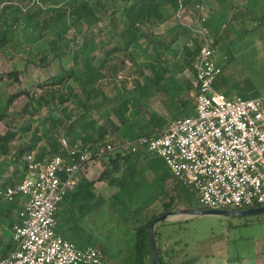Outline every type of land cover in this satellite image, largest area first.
I'll return each instance as SVG.
<instances>
[{
	"label": "trees",
	"instance_id": "16d2710c",
	"mask_svg": "<svg viewBox=\"0 0 264 264\" xmlns=\"http://www.w3.org/2000/svg\"><path fill=\"white\" fill-rule=\"evenodd\" d=\"M192 1L185 0L187 4ZM213 1L216 6L210 9L209 19L202 26L215 38L216 44L225 27L235 31L234 23H241L244 27L245 22H254L253 29L264 24V0ZM195 2L202 4L201 0ZM177 9V0H109L107 3L102 0L94 3L89 0H0V51H24L30 56V64L43 69L55 60H71L70 67L62 65L59 75L40 85V94L31 95L23 90L10 95L5 102L0 101L2 122L17 99L29 96L30 102L22 112L32 120L23 131L34 129L29 145L24 143L14 148H11V143L17 133L11 130L0 133V190L16 185L25 177L29 155L35 154L36 159L41 161L46 156L67 155V149L79 144L82 147L104 144L115 134L114 143L136 142L142 138L151 139L165 129L169 120L148 107L151 89L139 79L134 82L132 96L115 111L117 122L108 113L102 116L104 123L100 124L93 110V102L105 97L98 84L105 78L104 70L110 62L109 58L120 51L139 47L142 38L146 37L152 48L149 63L144 69L152 72L150 81L156 83L169 100L167 110L172 119L195 115V103L191 104L189 99L195 89L193 83L180 79L177 72L164 64L165 54L177 43L180 34L161 37L153 34L152 29L173 19ZM103 10L111 12L109 18L113 24L114 17L121 10L128 25L119 33L122 46L112 49L100 65H96L95 53L101 51L104 43L97 44L92 29L98 26L99 19L96 17ZM142 27L146 29L145 34L141 31ZM249 31L244 27L241 33L236 34L241 36ZM200 48L198 40L193 50L185 48L192 59L189 67L194 74V62ZM141 75H145L144 70ZM19 76L18 72H12L8 79L19 82ZM4 79L0 76V84L4 83ZM71 81L79 88L73 89L69 84ZM51 106L55 108L46 117L33 120L44 108L51 109ZM59 113L61 117L57 118L55 115ZM35 122L38 125L33 128L32 123ZM62 140L67 142V148ZM97 163L103 169L100 176L89 179L82 175L77 189L69 192L59 204L57 234L79 248L91 246L101 250L112 264H153L149 228L158 217L176 209L172 190L180 188L181 193H186L189 189L174 180L164 160L150 152L147 146L140 147L135 153L107 154ZM173 181L176 184L171 189ZM98 182L108 183L118 190L107 198L97 188ZM164 196L170 197V201L162 204L161 213H156L155 206ZM25 203V196H18L13 201L0 197V230L6 224L9 228L0 236V245L3 244L6 250L13 251L15 247L13 228L22 222ZM157 229L158 226L156 242L162 263L175 264V257H166L168 252L162 247ZM2 237L9 241L3 243L5 239Z\"/></svg>",
	"mask_w": 264,
	"mask_h": 264
},
{
	"label": "built area",
	"instance_id": "2783aa9c",
	"mask_svg": "<svg viewBox=\"0 0 264 264\" xmlns=\"http://www.w3.org/2000/svg\"><path fill=\"white\" fill-rule=\"evenodd\" d=\"M173 21L201 42L194 62L195 115L171 119L151 139L76 145L67 155L27 157L25 177L0 190L13 201L25 196L22 222L13 228L14 249L0 264H112L95 247L79 248L56 232L59 204L77 189L90 166L111 153L147 146L162 158L174 180L187 187L208 210L264 207V100L228 97L215 88L223 73L216 40L203 24L210 9L177 0ZM67 148L68 144L62 140Z\"/></svg>",
	"mask_w": 264,
	"mask_h": 264
},
{
	"label": "rangeland",
	"instance_id": "374dc122",
	"mask_svg": "<svg viewBox=\"0 0 264 264\" xmlns=\"http://www.w3.org/2000/svg\"><path fill=\"white\" fill-rule=\"evenodd\" d=\"M94 3L96 0H89ZM109 0H102L107 3ZM194 0L192 3H196ZM238 2L242 0H237ZM202 5L207 9L215 8L216 4L213 0H201ZM111 12L106 10L100 11L97 15L99 19L98 26L92 29V33L96 37L97 44L101 42L104 46L101 51L95 53L96 65H100L102 60L106 58V54L112 49L122 46V39L119 36L127 25V20L124 18L122 11L114 17L115 23L109 18ZM169 22L172 24L170 28L177 34H180V41L172 47V50L165 54V67L172 68L177 72L182 80H189L193 83L195 79L194 72L189 67V61H192L186 53L187 44L192 42L195 44V39L190 36L185 30L179 31L177 25L171 18ZM127 24V25H126ZM254 22H245V28L250 30L247 34H241L244 29L243 24L234 23L235 31L230 27H225L219 38L217 39L218 60L223 68L222 77H230V79L239 83V87L244 91H251L253 97L264 100V26L253 29ZM168 25L159 28L161 30H169ZM155 29V27H152ZM143 34L146 32L144 27L141 28ZM154 31V30H153ZM158 31V29H157ZM155 32V31H154ZM153 32V34H155ZM72 34V33H71ZM157 36V35H156ZM79 41L82 42V39ZM139 47H132L129 50H123L112 55L110 62L106 65L104 74L105 78L99 81V87L102 88L105 97L94 101L93 110L99 118L100 124L104 123L102 116L110 113L112 120L117 122L115 111L121 106L125 99H129L134 90V82L139 79L143 85L147 84L151 89L150 101L148 107L155 112H161L169 104V100L162 94L159 86L150 81L152 79L151 71L144 69V66L149 63V55L152 53V48L145 38L141 39ZM194 49V46H193ZM30 56L24 52L11 49L0 51V76H4V83L0 84V101L5 102L6 99L13 94L26 90L31 95L40 94V85L49 82L51 78L61 73V66L70 67V58L63 60H55L48 68H40L34 64H30L28 60ZM164 68V67H163ZM144 70L145 75H141ZM12 72H18L19 82L8 79V75ZM8 85H5V84ZM70 86L73 89H78L77 83L71 81ZM194 85V84H193ZM195 92L189 96L190 103L194 105ZM187 100V97H184ZM30 102V97L27 95L21 96L8 109L7 116L0 122V133L5 134L11 130L17 133L15 140L11 143V148L20 146L21 144L29 145L32 141L33 131L25 132L23 128L32 120L29 115L24 116L22 110ZM55 106L51 109L44 108L40 115H37L33 120H39L46 117ZM161 110V111H160ZM60 118L59 113L55 115ZM38 123H32L33 128H36ZM117 138L110 137L107 141H112ZM52 156H46L50 158ZM102 173L101 164L97 167ZM93 168L89 176L96 174ZM89 170V169H88ZM11 172V171H10ZM99 174V176H100ZM98 176V177H99ZM18 176V178H20ZM176 183L173 181L171 189ZM99 191H111L114 186L108 185L105 182H98ZM115 189H118L114 187ZM182 188V187H181ZM171 196L176 199L174 201L175 210H201L198 205L197 198L190 190L186 193H181V189L171 191ZM170 197L164 196L156 206V213L162 212V204L168 203ZM190 207V208H189ZM173 220V221H172ZM168 220L165 223L158 225L161 242L163 248L168 252L166 257H175V264H186L192 262L197 264L198 261H203L205 264H225L223 259L211 256V253L217 254L215 246H224L225 252L230 253L229 261H234L241 264H264V214L253 216H236L225 217L218 215H198L190 217H178ZM8 224L0 230V236H3L8 231ZM3 243L6 244L9 240L2 237ZM259 249L257 252L256 250ZM11 250L0 245V258ZM178 251L179 253L175 252ZM243 260L238 261V256ZM262 257H257V256ZM246 257V258H245ZM258 258V259H257Z\"/></svg>",
	"mask_w": 264,
	"mask_h": 264
},
{
	"label": "crops",
	"instance_id": "0c3cea01",
	"mask_svg": "<svg viewBox=\"0 0 264 264\" xmlns=\"http://www.w3.org/2000/svg\"><path fill=\"white\" fill-rule=\"evenodd\" d=\"M171 23L169 22V21H167V22H165V23H162V24H160V25H158V26H154L155 27V29H153L154 31V33L156 34V35H159V36H161V37H166V36H172V35H174V34H176V32L175 31H172V28H170L171 27V25H170ZM165 25H168V29L169 30H161V31H159V28H162V26H165ZM262 26H264V24L262 25ZM261 26V27H262ZM157 29H158V31H157ZM180 37H181V35L179 36V39H178V41L177 42H179L181 39H180ZM177 43H175V45H176ZM175 45H173V47L175 46ZM193 46H194V48H195V44L192 42V40H191V44H187V48H190V49H192L193 50ZM172 50V49H171ZM198 56V55H197ZM197 58V57H196ZM196 60V59H195ZM178 77H180L179 75H178ZM194 82H195V79L193 80V84H194ZM239 83H237L236 81H234V80H232V79H230V77H222V74L218 77V79H217V81H216V83H215V88H216V90L217 91H219V92H221V93H223V94H225L226 96H228V97H241V98H243V99H255L256 97H253V93L251 92V91H244V89H241L240 87H239V85H238ZM151 109V108H150ZM152 110V109H151ZM153 111V110H152ZM161 111V110H160ZM153 112H155V111H153ZM155 113H157V114H159V115H162V116H165L169 121L172 119V116L170 115V113H169V111L168 110H165V108L164 109H162V111L161 112H155ZM100 164L99 163H93L91 166H90V168H89V170H87V172L85 173V176L87 177V178H89V179H97L98 178V176H99V174H100V171L101 170H98V166H99ZM93 168H96L95 170L96 171H98V172H96V174H94L92 177H90L89 176V174H90V171H92L93 170ZM98 183H96V186H97V188H98V185H97ZM118 189H115L114 187L111 189V191L109 190V191H107V192H105V191H102L101 190V192L107 197V198H110L116 191H117ZM158 205V204H157ZM156 205V206H157ZM155 206V207H156ZM178 217H181V216H178ZM178 217H175V218H178ZM184 217V216H183ZM185 217H190V216H185ZM172 220V219H171ZM173 221V220H172ZM223 247L224 246H215V249H216V252H217V254H214V253H211V256H214V257H216V259L217 258H219V259H223L224 260V262H225V264H239V263H237V262H234V261H229L228 260V258H231L230 257V253H227V252H225L224 251V249H223ZM259 249H257L256 251L257 252H259L258 251ZM258 258L259 257H262L261 255L260 256H257ZM246 258V257H245ZM257 258V259H258ZM240 260H243V258L242 257H240V255L238 256V261H240ZM192 262H194V261H191V262H186L187 264L188 263H190V264H192ZM241 263H243V261L241 262ZM240 263V264H241ZM245 263H248V264H251L252 262H245ZM197 264H205L203 261H198L197 262Z\"/></svg>",
	"mask_w": 264,
	"mask_h": 264
},
{
	"label": "water",
	"instance_id": "95a60500",
	"mask_svg": "<svg viewBox=\"0 0 264 264\" xmlns=\"http://www.w3.org/2000/svg\"><path fill=\"white\" fill-rule=\"evenodd\" d=\"M264 214V207H257L251 208L248 210H208V209H201V210H177V211H170L160 217H158L150 226L149 233H150V242L154 253V260L153 264H163L158 247L156 242V227L161 224L165 223L168 220H171L178 216H198V215H218V216H225V217H236V216H253V215H262Z\"/></svg>",
	"mask_w": 264,
	"mask_h": 264
}]
</instances>
